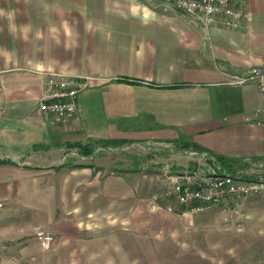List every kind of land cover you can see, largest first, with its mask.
Returning a JSON list of instances; mask_svg holds the SVG:
<instances>
[{
    "label": "crops",
    "instance_id": "obj_1",
    "mask_svg": "<svg viewBox=\"0 0 264 264\" xmlns=\"http://www.w3.org/2000/svg\"><path fill=\"white\" fill-rule=\"evenodd\" d=\"M16 1L23 9L24 0ZM239 5L247 15L240 29L219 21L205 27L146 0H32L31 20H13L7 8L10 18L0 20V160L8 161L0 163L2 246L15 247L24 229L33 230L24 226L23 208L34 186L54 180L61 150L88 157L78 145L113 140L144 146L139 156L108 165L111 174L98 170L90 179L111 202L117 257L127 254V264L137 254L147 264H264V193L243 199L240 221L218 208L198 213L176 203L173 212L150 211L148 201L177 173L208 169L212 160L235 173L264 159L258 88L228 77L249 66L264 70V0ZM50 72L91 78L71 120L37 111ZM191 150L198 155L188 156ZM104 163L75 168L93 174ZM54 216L48 212L47 230Z\"/></svg>",
    "mask_w": 264,
    "mask_h": 264
},
{
    "label": "rangeland",
    "instance_id": "obj_2",
    "mask_svg": "<svg viewBox=\"0 0 264 264\" xmlns=\"http://www.w3.org/2000/svg\"><path fill=\"white\" fill-rule=\"evenodd\" d=\"M0 5V20H7V8L11 9L13 20L21 17L23 20L32 19V0H24L23 9L19 7L20 1L16 0H0ZM134 147L130 144L94 145L88 157H81V152L74 148L61 150L56 159L54 180L46 177L39 186H34V199L28 202L30 208H23L24 226L33 230L24 229L23 239L17 241L15 247H11L12 241L4 246L0 244V264H127V254L117 257L113 252V246L120 239L117 241L118 234L111 233V214L107 213L111 211V202L102 201L101 196H97L99 186L90 185V179L98 170H101L99 176L111 174L108 165H115L119 159L127 160L128 156H139L144 150L142 144ZM97 161L106 162L105 168H96L93 174L75 168L79 164L94 165ZM155 196L160 204L166 203L163 195L156 192L148 198L150 211H159L152 209ZM97 208L102 209L104 215L98 214ZM53 211L55 216L50 220H54L55 228L51 231L45 226L48 212L51 214ZM89 211L92 212L91 217L86 215ZM97 224L102 226L92 227ZM40 240L45 245L51 243L50 249H42ZM123 244L126 245L125 240ZM136 260V264H147L141 255L138 257L137 254Z\"/></svg>",
    "mask_w": 264,
    "mask_h": 264
},
{
    "label": "built area",
    "instance_id": "obj_3",
    "mask_svg": "<svg viewBox=\"0 0 264 264\" xmlns=\"http://www.w3.org/2000/svg\"><path fill=\"white\" fill-rule=\"evenodd\" d=\"M146 1L157 3L163 11L175 10L185 15H192L205 27H209L214 21H219L224 28L240 29L247 16L240 8L241 0ZM228 77L232 84L247 82L256 84L262 102L258 114L264 128V70L259 66H249L243 73L228 74ZM90 82V77L48 73L47 91L39 99L37 111L58 120H71L77 113L78 96L89 87ZM187 155L194 157L198 153L191 150ZM212 161L214 164V160ZM213 164L205 170L195 167L177 173L162 196L166 203L160 204L155 196L152 209L173 212L175 203L198 213L218 208L224 214V219L232 215L235 221L242 220L243 199L249 195L264 193V159L257 161L256 167L247 172L231 173Z\"/></svg>",
    "mask_w": 264,
    "mask_h": 264
},
{
    "label": "trees",
    "instance_id": "obj_4",
    "mask_svg": "<svg viewBox=\"0 0 264 264\" xmlns=\"http://www.w3.org/2000/svg\"><path fill=\"white\" fill-rule=\"evenodd\" d=\"M119 143H120V142L113 141V140H107V141H105V142H101L102 145H117V144H119ZM120 144H121V143H120ZM78 147L81 148V150H82V154H83V155L88 156V155H90L91 152H92V149H91L90 146H84V147H82V146L78 145ZM5 162H8V161H3V160L1 161V160H0V163H5Z\"/></svg>",
    "mask_w": 264,
    "mask_h": 264
}]
</instances>
